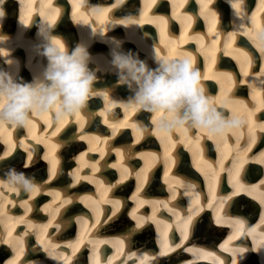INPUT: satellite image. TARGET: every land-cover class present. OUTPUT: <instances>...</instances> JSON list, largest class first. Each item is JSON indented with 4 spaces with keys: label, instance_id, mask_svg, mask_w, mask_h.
Returning a JSON list of instances; mask_svg holds the SVG:
<instances>
[{
    "label": "bare ground",
    "instance_id": "bare-ground-1",
    "mask_svg": "<svg viewBox=\"0 0 264 264\" xmlns=\"http://www.w3.org/2000/svg\"><path fill=\"white\" fill-rule=\"evenodd\" d=\"M40 0H31L30 2L36 3ZM67 1V0H66ZM71 1V0H70ZM114 1V2H113ZM139 1L141 0H126V3L122 6H116V0H100L97 4L93 3L91 6L96 7L98 11L103 9H109L104 16L100 17L96 14H90V9H86L85 11H88V15L86 16L87 24L95 25V26H103L109 22V20L114 16L117 17L123 10H128L134 8L136 4H139ZM161 4H164V6L159 10L151 9L150 7L147 9L146 14L143 16L148 24V26L153 25L154 29L158 32V40L157 43L159 45V49L161 54H168V55H189L191 54V59L193 61V64L196 68L199 69L202 76V81L205 84L206 87L208 86H215V81L218 82V90L219 94L216 96L220 101L225 100L226 93L229 91V89L233 88L235 85L239 86V93L236 97L230 98L233 101L240 100L241 98L246 96V87L250 91L249 96L253 99V103L251 106H246L248 104V101H246L243 105L235 104L234 106L238 109H246L249 107V109H252L251 113V120H252V130L256 137V143L253 144L250 148V151L248 152V156L251 157L252 149L254 146H257L260 141H264V128L261 127V125H264V113L260 112V109H264V94L260 93L261 87L259 84V80L262 77L254 76L253 80L256 81V89L257 94L254 98L253 92L249 85L252 83L253 80H250L245 76L241 70V63L243 62L242 54L237 52V49L240 47H244L246 51H248L252 46L249 44L245 45V40L249 39L253 43V39L256 36V30L253 29L251 32V38L249 36H245L244 33L252 27V17L255 15V23L256 28H259L258 23L260 21H263L264 14H261L260 11L264 10V5L261 4V0H242L241 3V12L242 15H237V10L232 6L233 4L230 2V0H213V9L216 12V18L215 21L210 17H207L206 15H202L201 11H199L198 14L194 13L191 9H188L186 11H183L180 13H175L177 7H179L181 0H157ZM22 4V13L17 20V30L20 32L25 31V24L29 20V17L32 16V19L39 20V17L34 15L32 13V10H28L27 8L33 9L32 5H29L27 3H24L23 0H21ZM28 2V1H26ZM69 2V1H68ZM168 2V3H167ZM198 6L199 0H196ZM142 6H145V0H142ZM167 3V4H166ZM8 5V4H7ZM184 7L186 3H183ZM250 5L251 8L248 7ZM16 7L10 3L6 9V13L8 16L4 19V23L6 28H9L10 30H13L14 24L11 22H8L9 18L11 16V8ZM70 7V2H69ZM164 7L166 9L169 8L170 13H166L163 9ZM162 9V10H161ZM70 8H63V12L56 14L55 10H49L46 18H53L55 19V29H52L54 32H60L62 33L60 37L63 38L64 42L68 45L69 50L74 48L78 42L81 41L82 38L87 39L89 37V34L91 33V27H88V29L85 30L84 26H77L73 23V20H80L84 22L83 18V9L81 12L76 13H70L68 12ZM145 9L142 8L140 12H134L136 14H141L144 12ZM73 12V11H72ZM153 13V14H152ZM260 13V14H259ZM263 13V12H262ZM43 15V13H40ZM41 15V16H42ZM147 16V19H146ZM191 16L192 20L189 22L188 17ZM34 17V18H33ZM158 17H164L167 23H164L162 21H159ZM224 19V20H223ZM177 24H175L174 22ZM33 22H36L33 21ZM203 24L204 31H201L200 33H197V31H194L192 28L193 26L196 27V25ZM170 24L174 25L173 29L168 28ZM143 25V24H142ZM229 26V27H228ZM236 26V27H235ZM144 25L139 28H131L126 29L124 27V34L117 33V36H115L119 40H123V49L125 51H129L130 48H128L129 45L133 44L138 49L142 48L145 50L148 55L151 58V50L152 47L155 45V43H147V41L144 39L146 38L145 35H149L150 33H146L142 31ZM179 27L178 32H174L172 35L169 34V31H177V28ZM116 28H123L116 26ZM149 28V27H147ZM235 28V29H234ZM78 30V31H77ZM39 31V30H38ZM38 31L36 32L34 38L25 37L23 39L21 35L11 33L12 31H5V35L11 37V41L14 44V47L17 50H24L25 52L21 55L17 56V59L19 61V70L22 72V77L27 78L29 74L33 78V71L30 70V68L27 66L29 56L33 55L32 65L33 69L38 67L39 59L43 61L44 64H47L46 57L42 58L40 56H36L33 54V48L40 43V37L38 36ZM17 32V31H16ZM54 32H52L53 35H56ZM237 33L236 39L230 41L229 37L227 36V33ZM112 32L109 31L107 33L108 37ZM145 37H142V34ZM145 34V35H144ZM152 34V33H151ZM18 38L20 40L18 41ZM245 39V40H243ZM92 46H96L98 48L92 49L89 47L90 53L93 56L98 57L99 63L103 67H107V51L110 50V43L101 42L100 39H93L90 41ZM108 47V50L105 51L102 48ZM253 49L252 52H249L250 55L253 56V64L252 66H255L257 69L255 70V73H259L261 69V60H260V52L259 49L255 46L253 43ZM250 51V50H249ZM133 52V51H132ZM24 56V57H23ZM255 63H258V65H255ZM152 67H155L152 59L151 63L149 64ZM222 65H225L226 67H222ZM233 66V67H232ZM251 66V67H252ZM0 67L5 68V65L2 61V58H0ZM90 68L95 69L96 64L89 65ZM232 67V68H231ZM249 67L247 71L251 68ZM221 68V69H219ZM236 68L237 70L240 69V77L235 76L233 72H231L232 69ZM229 71L233 74L234 80H236V83L230 84V82L223 85L222 82H225L229 80L226 76L222 75V72ZM99 79L103 80H109L112 84H117V75L114 74L112 71H100L96 73ZM240 80L246 81L244 84H239ZM246 85V86H245ZM127 86V85H125ZM122 86V88H125L126 92H130L128 87ZM94 87H101V83L94 84ZM113 87V86H112ZM110 92V91H109ZM111 93V92H110ZM131 93V92H130ZM113 94L111 93V97ZM108 98V101H105V99L101 96L93 97L89 101V106H92V109H89L87 113H82L81 118H75L70 117L66 122L59 124L57 123L53 116L49 114L47 118L42 117H36L33 120V123L28 128L23 127H10L5 126L2 130H0V157H3V159H0V166L4 168H8L10 166H14L17 169H21L25 171L26 173L33 175L38 181H40V176L43 173H46L47 170L51 167L49 160H46L44 157L46 154L49 153L50 149H52L53 145H59L58 147H55L53 149V154L56 156V158L59 160V164L57 166V171L60 176L63 177L64 180L72 182L71 184L76 187L77 189L80 187L81 189L87 188L85 185L89 182L94 185L95 194L92 195L91 189H88L85 192H80L78 190H75V188H70V186L65 187L61 186L58 188H51L49 185L53 184L55 181L52 179H47L43 181V187L41 188V191L35 195L33 194H26L23 192L16 193L9 191L6 187L3 185H0V218L5 219V223H0V230H5L7 228H13L15 227L19 222L17 220L18 216H16L14 213L22 214L23 206H24V199L20 201V199L26 195H28V198L25 200L29 204H32V213L31 216H33V220L39 221L37 225L40 224V222L45 223L46 220V212H49L50 210L48 207H52L59 205L60 202L63 201V199L66 196L73 197V203L75 204L72 207H69L71 211H76L74 215H65L64 219L66 222V225L63 227H59L57 233H52L53 230L48 229V235L44 237L45 243L41 244L37 238H36V232L34 231L35 238L32 240L30 238L29 241H27V244H24V255L21 257V264H23L24 261H31V264H51L50 261H52L53 264H65V262L61 259L55 258L53 255H49V250L55 251L56 253H64L65 255L71 257L69 264H73L72 261H75L78 259L79 254L77 253V250H82L84 248H88L89 254L88 258L90 260L91 264H101V260L99 256L96 255V250L99 249V247L102 244H109L114 247L116 252L110 253L108 256L107 262L104 264H108V261H111V264H121V261H125L126 264H133L135 261V264H141V261H143V264H185L187 262V259H195L197 261L204 262L205 256L201 258H197V255L194 252L186 251V254L184 250L188 248H199L204 249L205 253H214L215 255H218L219 253L216 251H209L206 248H200L196 247L194 245H188L190 243L186 242V244L176 247L177 244L181 245L183 243L182 240L176 239L175 241H169V237L167 235L166 230H171V222L167 218L165 223L162 219L166 218L164 214L157 213L156 217L157 219H154L153 222L149 223L146 222L142 228L137 229L135 232H130V229H134L136 226L137 221L133 218L131 213L134 210V207H132V211L126 212V207L129 203H132L133 205H136V209L139 208L141 204H139L140 199H145L148 201H153L155 198L152 197L149 190L155 192V193H161V195L166 194L165 190L163 189V185L165 184L166 189L170 192V194L173 195V192L169 190V183H175L173 180V177L176 175H171L170 170L168 172V175L165 176L164 172L165 170L157 176L160 179L154 178L149 184L146 185L144 188V194L139 195L136 191L137 187V179L135 176L136 172H139L141 168L146 167L145 160H147V175L149 176L151 170H155L157 166L159 165V161L162 158H164V154L168 153L169 155L176 157L178 156V163L182 160L184 157H189L194 162L191 164V167L183 170H186V174L193 175L197 177L199 174H196V171H200L202 174L206 175L207 178H205L207 185H208V196H202L201 199H199V211L201 212V215L198 216L194 221L195 225L200 224L197 229L198 234H207L208 238L206 240H209V237H211L218 229L211 225V223H214L216 225H227V230H225V227L222 229V231L225 230L224 234L219 238L217 241V244L222 245L227 242V247L229 249L236 248L237 246H243L247 248L248 250L250 247L253 248L252 255L255 253L257 254L258 260L260 263L264 264V250L257 248L254 246L253 243V237L251 235L247 236V245H237V244H229V237L233 235V229L227 222H221L220 224H217L215 222L216 219V205L219 203V197L215 194V188H217V178L218 175L222 169L223 162L227 161V159L230 158V164L226 168V173H228V169L232 166V160L234 156L238 152H242V150L247 146L248 136H249V130L248 126L245 125L242 128H240L235 134H229L222 142L218 141L215 138H211L207 135V133L200 132L199 130H193L186 134V138L182 137L180 135L179 142L173 144L171 141L173 140V137L171 138V141H166L161 143L166 146H157V137H155L154 134H151L155 139L149 140V144H138L136 147L133 148L134 143L137 141V137L134 133V129L131 127L133 124L131 115L138 113V112H132L128 111L125 112V109L120 107L121 111H118V107H113L110 110L108 109L109 103L114 104L113 97ZM228 99V98H227ZM117 100V99H116ZM117 105V104H116ZM245 111V110H243ZM118 112H121L123 115V119L120 121H112V119L109 116V114H117ZM101 113H105L107 116L109 123L105 124L104 119L105 116L100 115ZM141 113V112H140ZM253 113L256 116H252ZM147 114V113H145ZM148 115H145V119ZM99 117V118H96ZM257 121H256V119ZM261 119L260 121L258 119ZM94 123L92 125V128H97L100 132H103L106 136L101 138L99 141H96L95 139L92 140L91 145L87 143V140L85 137L89 134L87 133H95L97 131L93 130L90 125L91 123ZM40 124V126L38 125ZM44 123V127L41 128L42 124ZM111 124H117L118 130L117 133H122L128 130V128L132 129L128 132L130 135L127 137V140L133 139L134 143H127V145H131L132 147V158L138 157L140 158L139 161H141V165L136 167L135 171L133 172V176H129L127 180H124L116 185V187L112 188L110 191H105V188L107 185L112 184L109 183L111 180H102L105 177L99 178L100 174H98L100 165H107L109 158H112L113 153H116L112 149L119 148L117 143H111L109 142V139L113 137L112 131L113 129L110 127ZM59 125L60 131L56 132V135H52V133L56 130V127ZM89 125V127L87 126ZM67 130L70 131V136L72 137L73 134L75 136L74 139H69L67 142H65V138L67 136ZM107 131H110L107 133ZM180 134V133H178ZM83 135L84 139H79V137ZM126 135V133H125ZM64 136L65 138H63ZM149 137V135H148ZM208 139L210 142L213 143L216 154V163H214L210 158L206 157L204 153H202L201 146L204 151V145L201 143L200 140L202 138ZM62 138V139H61ZM198 138V139H197ZM161 140V139H160ZM237 140L239 143L237 144ZM208 142V141H207ZM137 143V142H136ZM151 143H153L155 146H157L154 149V153L157 154V156L160 157V159H153L151 157L142 158L140 155L135 153H149L146 152L151 148ZM170 143L173 144V146H170ZM219 144V147L217 146ZM86 146L88 148H86ZM126 146V145H125ZM125 146L120 147L121 149H125ZM148 147L144 151H138L140 149H144V147ZM170 146V147H169ZM259 146V145H258ZM257 146V148H258ZM31 148L32 153L31 157L32 159H28V150ZM166 150V148H168ZM41 149H45L44 153ZM186 149V153L180 152L184 151ZM259 149V148H258ZM10 150V151H9ZM8 152V155L5 156L4 153ZM91 151L95 153V155H92V158H94V162L99 161L97 164L98 171L95 173L92 172L90 166L85 167L89 156L87 155V152ZM261 151H264V146L261 147L257 153H254L258 155ZM190 156H189V154ZM81 154L84 155V159L81 160ZM101 154H103V158H101ZM124 155H130L126 150L124 151ZM77 156V157H76ZM109 156V157H108ZM22 158V159H20ZM25 159V160H24ZM80 160V161H79ZM112 160V159H111ZM77 161L78 164H75ZM91 162V159H90ZM251 161L246 162L244 165V170L249 173V175L255 174V172L259 169V166L255 167H248L247 164H250ZM134 163H138V159L135 160ZM177 163V165H178ZM116 165L117 162L111 163V165ZM218 164V166L216 165ZM256 164V163H255ZM258 164V163H257ZM197 166V167H196ZM204 166H207L208 168L205 169ZM175 167V166H174ZM175 170L178 169V166H176ZM173 168V167H172ZM171 168V169H172ZM197 168V169H196ZM246 168V169H245ZM77 169H79V175L80 177L89 176L90 179L84 180L81 179L79 183L76 182L75 178L73 177L72 173L75 172ZM192 169V170H189ZM242 169V170H243ZM241 170V172H242ZM256 170V171H252ZM261 170H264V165L262 166ZM229 174V173H228ZM204 175H201L204 176ZM182 179V177L180 176ZM198 178V177H197ZM196 178V179H197ZM227 178L229 176L227 175ZM255 178L257 180L251 182V184H258L260 180L264 179V175L261 177V174L259 173L255 175ZM104 181V186L98 185L96 181ZM120 180V172L118 175V179L115 180V183ZM183 180V179H182ZM83 182V184H82ZM121 184V185H120ZM131 184V187L134 191H132L129 194H126V190L129 189ZM147 187L149 189H147ZM115 189L119 191L115 194ZM180 187H177V193H179ZM54 191H58L60 193V198L55 200V203H53L55 197L53 195ZM248 193L247 191H240ZM239 192V193H240ZM242 196H245L243 193H241ZM133 195H136L138 197L137 200H133ZM259 195V192L253 193L252 196ZM91 199H88V198ZM78 198V199H77ZM120 200V208L119 211L115 212V215L113 216L114 207L113 204L108 203V201L111 200ZM193 197H188V203L190 206L192 205ZM77 200L78 202H75ZM95 201L96 203H93ZM154 201H161V202H167L164 199L161 200H154ZM258 202H260L257 199ZM8 202L15 204L17 207L11 210L10 204L8 206ZM18 202V203H17ZM59 202V203H58ZM211 203V207L208 206V204ZM147 204V203H145ZM152 205V203H150ZM251 206H250V205ZM69 204L65 205L64 208L61 209L62 211H65L67 209V206ZM240 205L249 209V211H254L255 207L253 206L254 203L250 202L248 203L247 200L242 199L240 201ZM47 207V211L45 210ZM157 208L159 210H170V203L167 202V207H165L163 204H158ZM136 215L137 216H143L145 217L146 214V207H144V210H142L143 213H139L137 210ZM30 212V211H28ZM175 213V212H174ZM187 214L180 215L178 213H175V216L173 218L174 223H177L178 226L182 225V221L185 218ZM259 216L256 218L252 223L248 225V227H255L257 236L260 232L264 231L260 229V226L262 225L260 223V217L261 215H264V205L263 210L260 214L257 213ZM222 218L225 215H220ZM234 216V215H233ZM237 216V215H235ZM234 216V217H235ZM79 217H83V221L79 219ZM111 217V219L107 220V223H104V228L110 230L109 228L112 226H115L117 230H121L125 232L126 235H119V238H111L107 234L101 233L100 230H102L100 227V224L106 220V218ZM158 220V221H157ZM149 221V220H148ZM193 221V222H194ZM197 222V223H196ZM203 222V223H200ZM55 223H59L60 226L62 225L61 222L55 221L53 224V227H55ZM135 223V224H134ZM71 225V226H70ZM176 226V229L177 227ZM229 226V227H228ZM181 235V229L178 227ZM9 230V229H7ZM11 231V229H10ZM12 232V231H11ZM67 232H75L76 238L72 241L63 240L65 236L63 234ZM63 233V234H62ZM17 234H20V231H18ZM57 235V237H56ZM131 236V240H129V237ZM16 236H12L10 240H14ZM49 237H52L53 241L50 240ZM61 239H60V238ZM91 237L93 242L91 244H86L87 239ZM199 239H204V237H201L199 235L196 236ZM210 240H212L210 238ZM79 241L78 247H69L70 244L75 245L76 242ZM123 241V243H121ZM164 244H167L170 249L165 251L164 255H161L162 247ZM251 244V246H249ZM2 247H0V259L7 260L11 254L15 251H13V247L10 243H0ZM41 247H43L41 249ZM46 247L49 250H46ZM68 248L70 251H68ZM146 248V249H145ZM184 248V249H182ZM28 249H31L27 252L28 256H25V253ZM222 251V254L220 258L223 260L225 257L226 251L225 248L220 247ZM11 250L13 252H11ZM42 250H45L48 259H45L42 256ZM146 250V251H143ZM219 250V249H218ZM11 252V253H10ZM134 253V255H129V253ZM145 252V253H144ZM247 252L245 251L242 254H238L235 257L232 256V258L235 260L236 264H244L242 262V259L244 257H247ZM10 254V255H9ZM16 254V252H15ZM9 257H6L8 256ZM220 255V254H219ZM16 256V255H15ZM5 257V258H4ZM147 257V259H145ZM210 259L214 260L213 256H206ZM15 258V257H14ZM13 258V259H14ZM29 258V259H28ZM12 259V260H13ZM80 259L81 256H80ZM203 260V261H202ZM195 261V262H197ZM77 264V263H76ZM204 264V263H202Z\"/></svg>",
    "mask_w": 264,
    "mask_h": 264
},
{
    "label": "clouds",
    "instance_id": "clouds-1",
    "mask_svg": "<svg viewBox=\"0 0 264 264\" xmlns=\"http://www.w3.org/2000/svg\"><path fill=\"white\" fill-rule=\"evenodd\" d=\"M4 2L0 0V6ZM230 2L235 4L237 0ZM125 3L123 0L120 6ZM101 11L96 9L95 14ZM237 15H242L241 10ZM5 18L6 12L0 7V25ZM140 18L136 13L113 16L103 26L73 20L77 26L91 27V33L69 50L62 37L52 34L56 23L41 17L40 43L32 51L36 56L46 57L47 64L41 60L33 69V55L29 56L27 66L33 71L30 82L19 76V61L11 56L13 49L7 46L12 38L0 35V57L7 65L0 68V127L28 128L36 117L47 118L49 114L59 124L70 117L81 118L82 113H87L93 97H111L109 91L94 88L99 79L96 73L100 71L114 72L118 77L117 84L127 85L131 92L126 100L111 97L114 105L128 111L148 113V122H138V127L143 134H154L162 142L169 141L177 133L183 135L192 130L207 133L222 142L245 126L247 113L238 110L230 98L220 101L207 90L202 76L197 75L199 69L194 66L191 56L162 55L158 43H155L151 50L155 65L152 67L138 53L125 51L123 40L107 36L116 26L126 29L142 27ZM93 39L110 43L111 59L107 60L106 68L89 52ZM90 64H96V68H90ZM0 185L11 192L26 194H33L43 187L33 175L14 166L0 171Z\"/></svg>",
    "mask_w": 264,
    "mask_h": 264
},
{
    "label": "snow or ice",
    "instance_id": "snow-or-ice-1",
    "mask_svg": "<svg viewBox=\"0 0 264 264\" xmlns=\"http://www.w3.org/2000/svg\"><path fill=\"white\" fill-rule=\"evenodd\" d=\"M122 2H123V0H116V5H114V7L121 5ZM186 2H187V0H181V3L179 6H182L183 3H186ZM73 3L76 7H80V6L84 5L85 0H73ZM155 3H156V0H145V11L141 13V18L139 21L141 24L144 23L143 16L146 14L147 8L151 7ZM241 3H242V0H237V3L232 5L237 10V14L241 10L240 9ZM199 4H200L201 14L206 15L207 17H210L214 22L215 18H216V12L212 7L213 0H199ZM261 4L264 5V0H261ZM89 9L93 14H95L96 7L90 5ZM107 11H109V9H103L100 12V14H98V16H100V17L104 16V14ZM59 12H60L59 8L55 9L56 14H59ZM157 19L159 21L167 23V21L165 20L164 17H158ZM49 20L51 22L55 23L54 17L49 18ZM188 20H189V22H191L192 17L189 16ZM84 22L86 23L87 21L85 20ZM255 28H256L255 15H253L252 27L249 28L244 33V35L249 36V38H251V32ZM227 36L229 37V40L232 41V40L236 39L237 33H235V32L227 33ZM253 43L259 49V52L261 54L260 55L261 69H260L259 73H255L253 75L262 77L259 80V84H260L261 89L264 90V27H260V28L256 29V36L253 39ZM158 51H160V49H158ZM237 52L242 54L243 62L241 63V70H242L243 74L245 76H247V75H249L247 69L252 66L254 58L252 55H250V53L248 51L245 50L244 47L238 48ZM190 55L191 54H189V56ZM197 75L200 76L201 72L199 71L197 73ZM222 75L226 76L229 79L230 84L236 83V81L233 78V74L231 72H224V73H222ZM244 83H246V81H244V80L239 81V84H244ZM249 87L251 88V90L253 92V96L255 98V96L257 94L256 81L253 80L252 83L249 85ZM230 90L231 89H229V91ZM104 99H105V101H108V98L106 95H105ZM234 102H235V104H239V105L244 104L243 100H236ZM262 103H264V101H262ZM113 107H115V105L112 103H109L107 110H110ZM245 107H246V105H245ZM252 111H253L252 109L247 110V120L245 123V125L248 126V130H249L247 146L242 150V152H238L236 154V156H234V158L232 160V166H231V168H229L227 170L229 173V181L228 182L230 184H232L233 190L231 191L230 194H225V195H222L219 197V203L216 205L215 222L217 224H220L221 222H227L230 224V226L233 229V235L229 237V240L233 239L236 236L247 237L248 235H251L253 237L254 246L264 250V231L260 232L259 235L257 236L256 228L250 227V226L246 228L247 221L244 218H241V216L237 215L234 217L233 215L229 214L227 211H225V216L223 218L220 216V212L222 210H224L225 202L228 200H231V198L236 196L240 191H247L249 195H252L253 193L259 192V195H257L255 198L260 201L261 205H264V179L260 180L258 184H251V183L245 184L242 182L241 175H240L241 170L244 168V165L246 162L251 161V162H255V163L264 165V151H261L258 155L253 154L251 157H249L247 155L248 152L250 151L251 146L256 143V137H255L253 130H252V120H251ZM125 112H128V110L125 109ZM132 112H135V111H132ZM100 115L105 116L104 123L108 124L109 120H108L107 116L105 115V113H101ZM110 127L113 129L112 135L115 136L117 133V130H118V125L117 124H111ZM131 127L134 129V133H135V135L137 137V141H138L144 134L139 129L138 123L132 124ZM261 127L264 128V125H261ZM2 129H3V127H0V130H2ZM59 131H60V127L58 125L56 127V130L52 133V135L53 136L56 135V132H59ZM74 138H75V136L73 134L72 137L65 138V142H67L69 139H74ZM79 139H84V136L81 135L79 137ZM94 139L96 141H99L101 139V137L96 136V137H94ZM170 141H171V139H170ZM171 142L173 144L176 143V141H171ZM238 143H239V141L237 140V144ZM58 146H59L58 144L53 145L52 149H50L49 153L45 155L44 158L46 160H49L51 167L47 170L46 173H43L40 176V182H42V183L45 180V178L54 180L55 182L53 184L49 185V187H51L53 189L61 187V186H65V187L67 186V182L63 179L62 176H60L58 174L57 166L59 164V160L53 154V149L55 147H58ZM217 146L219 147V144ZM112 150L115 151L117 153V155L120 157V159H122V160L125 159V156H124L125 150L130 154L128 157L129 159L131 158V154H133L131 145H127V144L125 146V149L115 148ZM135 154L140 155L142 158L151 157L153 159H160V157L157 156V154L154 152L135 153ZM4 155L7 156L8 152L6 151L4 153ZM84 155L85 154H81V157H80L81 160H83ZM178 156H179V154H177L176 157H173V156L169 155L168 153L164 154V158H163L162 162L164 164L165 176L168 175V172L172 167L177 165ZM101 158H103V154H101ZM0 159H3V157H0ZM20 159H22V158H20ZM28 159L29 160L32 159L31 153L28 154ZM98 163H99V161H96V162L91 163L89 165L93 173L98 171V168H97ZM145 163H146V167L141 168L139 172L135 173L136 179L138 181L137 187H136L137 193L141 192L144 184L147 183V181L149 179V177L147 175V169H148L147 160H145ZM111 167L116 168L117 165L114 164ZM6 169L7 168L0 166V171L6 170ZM79 171L80 170L77 169L75 172L72 173V175L75 178L77 183H79L81 179H84V180L90 179L89 176L80 177ZM119 171H120V180L117 181L116 184L107 185L105 188V191H110L112 188L116 187L117 184H119L120 182H122L124 180H127L128 177L133 174L132 170L129 168V166L127 164H120L119 165ZM177 171L179 172V168L177 169ZM252 171L254 172L256 170H252ZM260 174L264 175V170H260ZM173 180L175 181V183H169V190L173 192V196L171 197V199L175 200L176 195L179 194L181 196L193 197V199L191 201L192 205H197L199 203V199H200L199 193H196L192 190H189V189H194L196 187V185L194 183H191V182L185 183L184 180H182L179 175L174 176ZM96 182L98 183V185L104 186V181L100 180V181H96ZM186 185H187V187H186ZM181 186L185 188V191L183 193H177V191H176L177 187H181ZM40 191H41V189L34 192L33 195L39 193ZM53 195L55 197L53 203H55V200L60 198V193L58 191H54ZM88 199H91V198L89 197ZM132 199L137 200L138 197L136 195H133ZM72 203H73V197L66 196L59 205H57L54 209L51 210V212H50L51 218L48 219L47 223H42V224L37 225L32 220H27V221L24 220L23 217L20 218L19 222L20 223H26L27 228L29 230H35L37 240L41 244H44L45 243L44 237H46L48 235L49 227H52L54 222L56 221L57 214L60 212V210L62 208H64L65 205L72 204ZM93 203H96V202L93 201ZM108 203L113 204V207L115 210V211H113V216H114L115 212L119 211L121 201L117 199V200L108 201ZM145 203H152L154 208L158 204H163L165 207H167V202L148 201L145 199L139 200V204L142 205ZM234 205H236L235 201H233L231 204H229V208H232ZM25 206L27 208V211L32 210L31 206L27 205V201H25ZM177 206H179V205H175L172 210H174L175 207H177ZM208 206L211 207L212 206L211 203H209ZM45 210L46 211L48 210L47 207ZM65 211L70 212L71 209H65ZM185 211L189 214H187L182 221V225H181L182 239L188 238L187 230L189 229V227H191L193 229L196 228V225L193 224V215H195L196 213L191 212V209H185ZM198 211H199V209H197V212ZM236 211H239L238 206L236 207ZM131 215L137 221V223H136L135 228L130 229L129 231L135 232L137 229L142 228L143 225L148 220L154 219L155 212L153 213V216H151V217H143V216H137L136 211L134 209L133 212L131 213ZM79 219L81 221H83L84 218L79 217ZM108 219H111V217L106 218V220L100 224V227H103L104 223H107ZM0 223H5V219L0 218ZM260 223L264 224V215H261ZM59 227H60V224L55 223V228L59 229ZM28 235H30L29 231H23L20 234H18L14 240H10V238L12 236V232L10 230H7V229L0 230V243H10L11 246L13 247L14 251L16 252L15 258L13 260L9 261L8 264H21V257L24 255V243H25L24 237H26ZM89 243H91V242H89ZM121 243H123V241H121ZM78 244H79V241H77L75 245L70 244L69 247H73L75 249V247H78ZM179 246H180L179 244L176 245V247H179ZM220 247L225 248L226 251H231L233 257H235L238 254H242L245 251H248V249L243 247V246H237L236 248L229 249L227 247V242H225V244L220 245ZM46 250H49V249L46 247ZM168 250H172V249H170L167 244H164L160 254L164 255L165 251H168ZM186 251L194 252L197 255V258H201L203 256H213L214 257V264H236L234 259H229L226 262L225 260H222L219 256H215L214 253H205L204 249L188 248V249H186ZM49 255H53V256H55V258L63 260L65 262V264H69L70 259H71V257L65 255L64 253H56L55 251H52V250H49ZM129 255H134V253L130 252ZM145 259H147V257H145ZM23 264H31V261H24ZM108 264H111V261H108ZM121 264H126V262L121 261ZM133 264H135V261L133 262ZM141 264H143V261H141Z\"/></svg>",
    "mask_w": 264,
    "mask_h": 264
},
{
    "label": "rangeland",
    "instance_id": "rangeland-1",
    "mask_svg": "<svg viewBox=\"0 0 264 264\" xmlns=\"http://www.w3.org/2000/svg\"><path fill=\"white\" fill-rule=\"evenodd\" d=\"M151 26H153V25H151ZM31 148H32V147H30V149L28 150V152H29V153H32V150H31Z\"/></svg>",
    "mask_w": 264,
    "mask_h": 264
},
{
    "label": "water",
    "instance_id": "water-1",
    "mask_svg": "<svg viewBox=\"0 0 264 264\" xmlns=\"http://www.w3.org/2000/svg\"><path fill=\"white\" fill-rule=\"evenodd\" d=\"M255 166H256V165H254V166H253V165H250L249 167H255Z\"/></svg>",
    "mask_w": 264,
    "mask_h": 264
}]
</instances>
